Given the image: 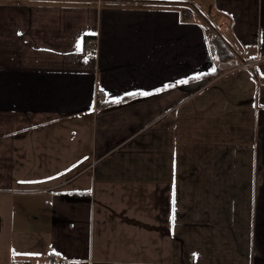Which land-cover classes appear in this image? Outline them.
Instances as JSON below:
<instances>
[{
	"label": "crops",
	"instance_id": "obj_1",
	"mask_svg": "<svg viewBox=\"0 0 264 264\" xmlns=\"http://www.w3.org/2000/svg\"><path fill=\"white\" fill-rule=\"evenodd\" d=\"M62 262L264 264V0H0V264Z\"/></svg>",
	"mask_w": 264,
	"mask_h": 264
},
{
	"label": "trees",
	"instance_id": "obj_2",
	"mask_svg": "<svg viewBox=\"0 0 264 264\" xmlns=\"http://www.w3.org/2000/svg\"><path fill=\"white\" fill-rule=\"evenodd\" d=\"M207 37L210 55L216 60L214 71L204 76L210 78L218 76L222 72V68L220 66L227 65L229 62L234 60L235 53L232 52L230 48H228V46L223 42L221 36L217 32L210 31ZM101 105V102L98 100L97 106L100 107Z\"/></svg>",
	"mask_w": 264,
	"mask_h": 264
},
{
	"label": "built area",
	"instance_id": "obj_3",
	"mask_svg": "<svg viewBox=\"0 0 264 264\" xmlns=\"http://www.w3.org/2000/svg\"><path fill=\"white\" fill-rule=\"evenodd\" d=\"M83 48H84V53L87 56L94 55V53L97 50V42H96V40H93V39H86V40H84V47ZM249 66H250L249 64H244L243 65L244 68H247ZM103 98H104V94L103 93H99V96L97 97V99L98 100H101ZM60 264H65V262H62Z\"/></svg>",
	"mask_w": 264,
	"mask_h": 264
},
{
	"label": "rangeland",
	"instance_id": "obj_4",
	"mask_svg": "<svg viewBox=\"0 0 264 264\" xmlns=\"http://www.w3.org/2000/svg\"><path fill=\"white\" fill-rule=\"evenodd\" d=\"M207 33H209V31ZM240 61L241 60H239L238 56L235 54L234 60H232L231 62H229L227 65L220 66L222 68L221 71L224 72V71H227L228 69H229L228 71L233 70V69H236L237 66H238V62H240ZM222 72L219 75H221ZM215 77H217V76H215Z\"/></svg>",
	"mask_w": 264,
	"mask_h": 264
}]
</instances>
